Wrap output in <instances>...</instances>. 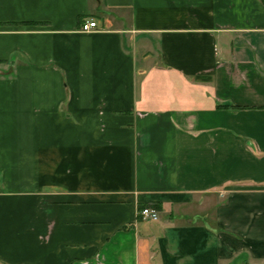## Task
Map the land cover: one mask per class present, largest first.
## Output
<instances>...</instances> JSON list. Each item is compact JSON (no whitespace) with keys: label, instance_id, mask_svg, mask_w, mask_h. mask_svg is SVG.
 I'll use <instances>...</instances> for the list:
<instances>
[{"label":"crops","instance_id":"crops-1","mask_svg":"<svg viewBox=\"0 0 264 264\" xmlns=\"http://www.w3.org/2000/svg\"><path fill=\"white\" fill-rule=\"evenodd\" d=\"M0 264H264V0H0Z\"/></svg>","mask_w":264,"mask_h":264},{"label":"built area","instance_id":"built-area-1","mask_svg":"<svg viewBox=\"0 0 264 264\" xmlns=\"http://www.w3.org/2000/svg\"><path fill=\"white\" fill-rule=\"evenodd\" d=\"M97 23L94 20L85 21L80 26V31L82 32H91L93 30H97ZM139 216L144 220L155 221L157 220V213L154 209L149 207H144L139 210Z\"/></svg>","mask_w":264,"mask_h":264}]
</instances>
